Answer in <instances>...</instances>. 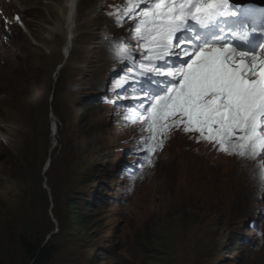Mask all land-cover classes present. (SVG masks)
<instances>
[{"label": "rangeland", "instance_id": "374dc122", "mask_svg": "<svg viewBox=\"0 0 264 264\" xmlns=\"http://www.w3.org/2000/svg\"><path fill=\"white\" fill-rule=\"evenodd\" d=\"M64 1L26 0V10L33 11L28 16L32 17L29 23L35 26L32 32L35 45L28 38L15 37L0 52V74L6 75L0 80V92L5 93L0 99V264H27L23 240L53 246L57 255L50 264H112L106 248L113 246L114 241L108 236L111 235L109 230H114L107 221H100L99 214L92 213L94 223L88 226L76 224L84 228L81 232V228L73 232L72 227H67L73 237L60 239L56 235V220H75L65 218L71 204H78L81 209L71 211L73 215L89 216L88 194L93 179L100 180L101 169L92 117L86 110L87 102L79 101L85 92L78 95L81 90L78 79L84 81L94 61L90 54L93 46L99 48L101 54L105 52L104 43L95 44L99 25L94 20H98L96 6L101 0H78L76 37H80H75L67 60L64 58L65 35L50 29L57 28L60 19L56 6ZM128 4L127 0H111L113 23L116 18L123 21L114 23L120 30L133 21L116 15L117 10H123ZM252 7L264 12V6L250 5ZM225 22L238 23L232 19ZM82 35L84 46L81 47ZM102 57L98 58L99 62L108 60L107 55ZM63 60L65 70L60 78L62 74L55 70L58 71V64ZM89 78L95 80V75L91 73ZM120 79L118 88L122 97L123 89L128 87L125 82L130 83L132 79L128 68ZM52 81H57L54 96ZM132 90L135 89L129 91ZM25 95L27 99L33 95L34 101L28 102ZM53 123L60 126L55 135L51 132ZM183 138L185 136L180 135L169 139L170 144L179 146V152L173 146L165 150L155 146L156 137L151 141L152 148L164 151L158 160L157 172L134 190V196L126 201L122 211L125 221L121 220L116 226L124 242L117 248L120 261H124L122 264H234L240 257L231 248L232 244H240L242 251L239 238L248 236L244 233V218L259 206L256 204L259 192L254 183L251 184L258 180L259 171L256 165L248 167L245 157L236 153L233 159H217L219 164L207 165L206 159L211 153L203 149L194 151ZM204 144L201 146L206 147ZM181 160L184 164H177ZM48 162L49 167L43 173ZM199 163L206 166L208 173L200 174ZM183 167L191 171L183 175ZM217 172H223L226 177H217ZM100 184L94 185L95 193L100 190ZM151 195L157 196L156 207L145 213L142 209ZM137 207L140 213L134 216ZM194 217L199 219L195 221ZM153 229L157 242L147 235ZM178 230L177 255H165L163 246L171 237H176ZM175 241L174 238L173 243ZM150 242L160 254H152ZM256 264H264V258Z\"/></svg>", "mask_w": 264, "mask_h": 264}, {"label": "snow or ice", "instance_id": "6c2138e0", "mask_svg": "<svg viewBox=\"0 0 264 264\" xmlns=\"http://www.w3.org/2000/svg\"><path fill=\"white\" fill-rule=\"evenodd\" d=\"M225 3L227 0H129L128 6L117 10V17L137 21L133 26L135 47L141 50L133 55L125 47L118 49V55L127 56L132 77L130 83L125 82L128 87L123 95L136 90L127 105L133 109L130 118L144 121L150 140L157 133L182 126L185 133L215 142L221 151L232 150L256 161L264 153V48L239 50L231 40H221V34L212 28L198 29L195 36L180 29L190 18H210ZM246 17L244 27L252 23L264 30V12L259 8H248ZM16 19L19 21L18 16ZM122 22L114 19L116 24ZM214 36L216 41L209 42ZM137 59L138 65L128 63ZM257 169L264 177V159L257 162Z\"/></svg>", "mask_w": 264, "mask_h": 264}, {"label": "trees", "instance_id": "16d2710c", "mask_svg": "<svg viewBox=\"0 0 264 264\" xmlns=\"http://www.w3.org/2000/svg\"><path fill=\"white\" fill-rule=\"evenodd\" d=\"M40 174H41V172H39V175ZM41 183H42V179L40 178L39 185H41ZM67 199H68V195L65 194V200L67 201ZM94 202H95V204H98V200H96ZM156 203H157V198L156 197H150L148 204L142 209V211L145 213H148L149 211L155 209ZM95 204H91V205L87 204L86 209L90 213L89 216H86L83 213H79L78 215H73L71 213V211L76 210V208L79 207V205L78 204H71L69 206L68 213H66V215H65V218H70L71 220H73V219H75V220H73V222H72V221H69V219H64V218L59 219L58 220L59 230H58L56 235H58L60 239H67V238L73 237V235H71L68 232V230L66 229L67 227H69V226L72 227L73 232H75L78 228H81V230L79 231V232H81V231H83L84 228H82L81 226H78L76 224H79L82 226H88V225L94 223V221H92V219H93L92 209L95 208ZM99 204H100V202H99ZM79 211H81V209ZM138 213H140V209L137 207L134 209L133 215L135 216ZM176 218H178V217L176 216ZM194 218H195V221L199 219V217L198 218L194 217ZM176 232H177L176 237H171V241H169L165 246H163L162 251H166L165 255H169L170 253H172V255L176 256L178 253V247H177L176 242H177L180 230L175 231V234H176ZM147 235H149V237L151 238V241L154 240L155 242H157V240H156L157 236L155 235L154 229L152 231H150V233H148ZM143 237L144 236H142L141 238H143ZM172 238H173V240H174V238L176 239V241L174 243H173ZM153 242H150L152 254H160L161 252L155 246V244H153ZM22 246H23L24 254L27 258V264H50V263H52V261L54 260V258L57 255V250L54 249L53 246H49L48 244H44V242H42V241L32 242L30 240L29 241L23 240ZM128 249H129V247L125 250L126 258H127Z\"/></svg>", "mask_w": 264, "mask_h": 264}, {"label": "bare ground", "instance_id": "6f19581e", "mask_svg": "<svg viewBox=\"0 0 264 264\" xmlns=\"http://www.w3.org/2000/svg\"><path fill=\"white\" fill-rule=\"evenodd\" d=\"M78 0H65L62 4L58 3L56 11L58 13L59 22H57L56 29L63 33L66 37L65 52L67 53L70 49V44L74 41L73 34L78 26V17H74L78 13L77 10ZM69 25V26H68Z\"/></svg>", "mask_w": 264, "mask_h": 264}, {"label": "water", "instance_id": "95a60500", "mask_svg": "<svg viewBox=\"0 0 264 264\" xmlns=\"http://www.w3.org/2000/svg\"><path fill=\"white\" fill-rule=\"evenodd\" d=\"M238 3H241V4L253 3V4L264 6V0H239Z\"/></svg>", "mask_w": 264, "mask_h": 264}]
</instances>
